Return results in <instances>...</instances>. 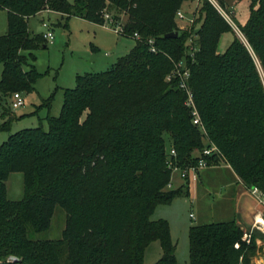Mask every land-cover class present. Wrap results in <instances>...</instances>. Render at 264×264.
I'll return each instance as SVG.
<instances>
[{"label":"trees","instance_id":"obj_1","mask_svg":"<svg viewBox=\"0 0 264 264\" xmlns=\"http://www.w3.org/2000/svg\"><path fill=\"white\" fill-rule=\"evenodd\" d=\"M188 1L0 0L9 21L0 35V130L19 118L9 98L34 91L43 75L34 51L47 39L31 33L30 17L58 11L68 28L71 17L100 25L108 13L126 18L123 35L136 39L110 69L77 75L48 128H25L0 145V264H143L155 240L163 255L153 264H178L169 220L152 218L159 205L190 195L189 179L169 186L172 148L188 167L215 144L220 153L205 156L208 166L230 163L246 187L264 194V0H250L249 17L239 23L245 40L210 0L182 28L176 15ZM174 32L179 36H167ZM227 32L235 37L221 52ZM181 63L204 128L193 123L181 79L168 78ZM16 171L24 177L19 200L8 197ZM58 206L67 213L61 236L38 239ZM244 233L235 219L191 226L189 264H254L258 236L245 241Z\"/></svg>","mask_w":264,"mask_h":264},{"label":"rangeland","instance_id":"obj_2","mask_svg":"<svg viewBox=\"0 0 264 264\" xmlns=\"http://www.w3.org/2000/svg\"><path fill=\"white\" fill-rule=\"evenodd\" d=\"M73 1V0H70ZM211 1V0H210ZM212 2V1H211ZM218 4L219 1L217 0ZM227 8L224 9L226 18L233 31L245 40L239 23H244L249 17L250 0H226ZM220 5V4H219ZM201 0H189L184 4L183 11L187 16L185 20H178L182 28L193 24L192 19L199 17ZM221 6V5H220ZM226 17V16H225ZM62 24H58V20ZM55 37L53 42H47V46L39 47L34 51L36 55L35 65L43 75L39 78L36 90L30 93H22L25 103L19 108L12 106V98H9L12 111L19 118L14 120L9 130H0V145L6 141L10 134L29 127H38L42 123L48 128L47 117L59 115L64 103V90L75 87L76 78L86 72H101L110 69L120 56L128 54L136 43L134 37H128L115 32L111 26L97 25L87 19L69 18L68 28L64 27L67 19L57 17L55 13L37 14L30 19V31L38 35L46 32L44 22H50ZM65 20V21H64ZM126 18L123 19V23ZM4 22V28H3ZM5 18L0 20V35L7 31ZM199 26V24H198ZM233 32H227L222 37L219 47L225 52L227 46L234 39ZM98 47V49L96 48ZM3 65L0 63V78ZM52 96L51 106L40 105L45 99ZM40 105V107H38ZM2 108L0 107V113ZM31 113L21 118L24 113ZM4 121L0 115V123ZM169 142V140H168ZM171 144L170 142L168 143ZM211 173L205 177V173ZM215 172V173H213ZM201 178L198 181V189L191 184L190 195L183 194L176 197L171 203L157 207L152 218L169 220L171 236L176 244L178 264L190 263V235L191 226L215 223L219 221L233 220V209L238 206L240 184L236 180V174L228 167L227 163L201 170ZM179 178V177H178ZM193 182V181H192ZM9 199L19 200L24 196V177L21 172H12L7 182ZM193 189L195 190L193 192ZM257 201V200H256ZM232 210V211H231ZM233 214V215H231ZM66 210L58 206L48 230L36 235L38 239H57L61 236L65 227ZM257 234V244L261 251L254 258V264L264 262V233L256 229L246 230ZM163 255L161 242L153 241L146 250L143 264H153Z\"/></svg>","mask_w":264,"mask_h":264},{"label":"built area","instance_id":"obj_3","mask_svg":"<svg viewBox=\"0 0 264 264\" xmlns=\"http://www.w3.org/2000/svg\"><path fill=\"white\" fill-rule=\"evenodd\" d=\"M211 1L218 8L220 13L222 15H224V17L226 16V18H229V20H231L230 17H227L228 15L225 14L224 9L218 4L217 0H211ZM176 17L178 20L187 19V16L185 15L183 9L178 10ZM104 18H105V23L103 25H105V26L110 25L111 28H113L115 32L117 31L119 34L123 35V31H124L123 22L115 21V19L108 13H106L104 15ZM190 21L193 22L194 19H192ZM44 26L47 28V30L45 33H43V36L47 39V42H53L55 35H54L53 31L51 30L50 23L44 22ZM136 37H140L138 33H136ZM151 42H153V41L151 40ZM152 49L156 50V48H154V47H152ZM182 65H183V63H181L179 65L178 70H176L174 73L170 74L168 76V78L170 79L173 76H177V77H179V79H181L180 86H181V88H183L186 91V95H188V98L186 100V105L192 110L193 123L196 126L198 125V126L204 128L200 112L196 108V104H195V100H194V94H192V92L189 88L188 82H187L188 81L187 78L189 77V71L188 70L182 71V69L180 67ZM12 99H13L12 106L14 108H19V107L23 106L25 103V99L23 98L21 92H15L13 94ZM215 152L220 153L218 147L215 144H213L212 147H207L203 150L197 165H191L188 167H180V165L177 162V152L174 148H172L169 151L168 166L172 170V173H179L181 178H183L184 180L189 179V181L192 182V181H195L198 179L199 174H200V170L209 165L208 160L206 159L205 156H213V154ZM169 186H171V183L169 184ZM250 191L255 196L257 202H259V204L262 206L261 210H259L254 216L255 220H254L252 229L253 230L256 229V230L261 231V233L262 232L264 233V194L257 187L250 189ZM244 234L245 235H244L243 239L245 241L246 240L250 241L252 238V232L246 231V233H244ZM236 246L238 247L239 244L237 243Z\"/></svg>","mask_w":264,"mask_h":264},{"label":"crops","instance_id":"obj_4","mask_svg":"<svg viewBox=\"0 0 264 264\" xmlns=\"http://www.w3.org/2000/svg\"><path fill=\"white\" fill-rule=\"evenodd\" d=\"M45 12H47V13H55L57 15V17L60 16L61 18H65V16L62 13H60L58 11H54V10L53 11H51V10H42V11L38 12L37 14H43ZM37 14L34 15V16H37ZM3 15H4V18H5V21H6L5 27H7V30H8V24H9V21H8V12H7V10L0 9V20L3 18ZM34 16H32V17H34ZM32 17H30L29 20ZM71 18H73V17H71ZM74 18H78V17H74ZM56 20H58V18H56ZM49 21H50L49 22L50 23V26L52 27L54 23H52L51 20H49ZM58 24H62V21L61 20H58ZM97 25H99V24H97ZM29 27H30V21H29ZM3 28H4V22H3ZM96 49H98V47ZM42 103H40V105H42ZM40 105L38 107H40ZM34 112L35 111H32L30 113H24V115H21V118H23L24 116L29 115L31 113H34ZM223 163H225V162L223 161L220 164H213V165L207 166L205 168H202L201 170L203 171L204 169H207V168H210V167H213V166H219V165H221ZM227 165L236 174V180L239 182L238 183V184H240L239 186H242V187H240V190H239V198L237 200L238 206L236 205L235 208L233 209V211L231 210L233 212V214H234V210H235L234 218H232V219H235L238 222V224L245 231L246 230H250L252 228L253 223H254V220H255L254 216H255V214L259 210H261L262 206L259 204V202L256 201V198L252 194V192L250 191V188L246 187L243 184V182L239 178L238 174L234 171V169L232 168V166L230 165V163L229 164L227 163ZM201 170H200V174H199L198 179L195 180V181H193V182H191L190 185H189L190 193L192 192V187H191V184L192 183H194V185L197 183L194 188L196 190L198 189V186H199L198 185V181H199V178H201V176H202ZM213 173H215V172H213ZM209 174H211V173H207L206 172L205 173V177L208 176ZM183 183H184V179L181 178L180 174L179 173H174L173 174V177H172V183H171L170 188H173V189L174 188H179V187L182 186ZM194 191L195 190L193 189V192ZM233 214H231V215H233ZM263 264H264V262H263Z\"/></svg>","mask_w":264,"mask_h":264},{"label":"water","instance_id":"obj_5","mask_svg":"<svg viewBox=\"0 0 264 264\" xmlns=\"http://www.w3.org/2000/svg\"><path fill=\"white\" fill-rule=\"evenodd\" d=\"M168 37H178L179 36V32H174V33H169L167 34ZM11 259L13 260H18L19 258L15 255H12Z\"/></svg>","mask_w":264,"mask_h":264}]
</instances>
